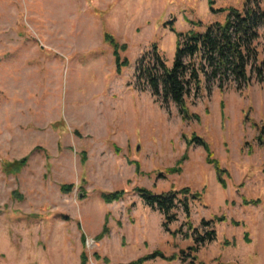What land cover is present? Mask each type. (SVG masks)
<instances>
[{"label": "rangeland", "instance_id": "374dc122", "mask_svg": "<svg viewBox=\"0 0 264 264\" xmlns=\"http://www.w3.org/2000/svg\"><path fill=\"white\" fill-rule=\"evenodd\" d=\"M246 1L0 0V264H131L157 251L164 259L139 264H264V81L202 82L184 119L135 80L152 44L170 67L177 33L224 23ZM105 33L126 45L120 74ZM192 135L227 171L224 187ZM137 188L201 194L189 224L223 218L216 239L191 252L184 214L165 229Z\"/></svg>", "mask_w": 264, "mask_h": 264}, {"label": "trees", "instance_id": "16d2710c", "mask_svg": "<svg viewBox=\"0 0 264 264\" xmlns=\"http://www.w3.org/2000/svg\"><path fill=\"white\" fill-rule=\"evenodd\" d=\"M260 25H264V7L260 6L257 0H247L241 10L229 9L224 23L208 24L203 32L191 30L185 34L177 33V48L170 67L166 66L157 46L152 44L151 52L137 62L135 80L137 84L147 85L157 101L164 105L172 102L178 106L186 119L184 110L186 96L192 89L198 91L202 82L216 81L222 91L224 83L232 81L240 90L249 84L252 71L258 82L264 81V61H258L257 50L259 39L257 29ZM104 42L111 47L115 71L120 74L129 66V61L120 57V52L126 50V45H120L109 33L104 34ZM186 145L187 147L198 145L205 150L207 162L213 167L218 183L224 187V175L227 171L220 168L219 163L212 158L205 141L197 135H192L186 140ZM26 161L27 159L23 158L12 164L5 163L10 167L6 172L18 173ZM173 171L175 170L168 172ZM70 188L71 185L62 187L64 190ZM135 192L146 207L158 211L163 216L165 229L177 220L178 211L184 214V225L196 234L195 246H192L191 252L196 253L199 245L216 239L212 227L223 221V218L201 220V228L205 230L204 232L192 228L189 224L190 201L200 200L201 194H191L188 188L158 194L137 188ZM13 195L16 197L17 193L14 192ZM123 195V191L102 193L101 198L105 203H110L119 200ZM258 202V200L244 201L245 204ZM177 233H182L181 228ZM244 241L249 243L248 237H245ZM155 258L164 259V256L157 251L131 264H139L141 261ZM82 259L84 260V257Z\"/></svg>", "mask_w": 264, "mask_h": 264}]
</instances>
